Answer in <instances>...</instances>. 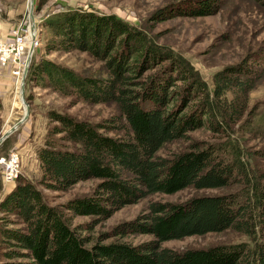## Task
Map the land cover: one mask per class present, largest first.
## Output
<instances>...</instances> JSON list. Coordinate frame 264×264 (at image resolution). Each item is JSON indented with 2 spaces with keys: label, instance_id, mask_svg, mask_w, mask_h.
Here are the masks:
<instances>
[{
  "label": "trees",
  "instance_id": "16d2710c",
  "mask_svg": "<svg viewBox=\"0 0 264 264\" xmlns=\"http://www.w3.org/2000/svg\"><path fill=\"white\" fill-rule=\"evenodd\" d=\"M180 6V16L207 17L222 4L186 0ZM160 11L141 27L82 9L44 20L47 52H83L101 66L86 75L33 59L25 85L89 104H113L116 113L96 123L48 113L52 126L37 152L39 185L65 192L79 182L98 183L89 195L52 206L32 182L18 178L0 200V264H264V166L257 164L264 162V149L244 145L246 136L264 137V112L249 107V95L264 76V60L249 55L225 66L214 73L210 87L146 27L165 19ZM199 130L207 139L189 136ZM182 140L184 149L158 156L165 145ZM189 188L227 191L180 203L154 202L96 239L82 235L125 206ZM73 216L94 219L72 227ZM227 230L248 242L181 251L161 246ZM129 235L153 239L104 243Z\"/></svg>",
  "mask_w": 264,
  "mask_h": 264
},
{
  "label": "rangeland",
  "instance_id": "374dc122",
  "mask_svg": "<svg viewBox=\"0 0 264 264\" xmlns=\"http://www.w3.org/2000/svg\"><path fill=\"white\" fill-rule=\"evenodd\" d=\"M184 1L186 0H47L40 3V0H0V42L12 41V32L18 30L19 35L26 41V48L29 50V43L34 46L31 61L46 59L79 74L91 75L95 74L101 63L86 53L46 51L45 44L50 34L43 27L45 19L69 9H82L114 15L131 25L141 27L153 13L161 10L166 15L165 19L154 20L155 23L152 22L146 27L152 28V33L160 44L170 47L186 58L210 87L214 73L225 66L237 64L249 55H253L254 59L264 60V0H220L222 7L218 13L207 17L180 16L179 7ZM30 17L33 18L35 27L33 40ZM28 50L21 57L22 64H26ZM14 67L13 64L0 67V138L24 117V102L29 106V112L27 120L0 144V158L12 151L17 152L21 163L18 178L32 182L43 193L46 202L52 206L89 195L98 180L79 182L65 192H52L39 185L41 171L37 152L43 146L44 137L52 126L48 113L54 111L77 120L96 123L114 115L115 106L85 103L72 97L61 96L51 89L25 85V82L21 95L22 76L13 75ZM249 107L254 113L264 112V76L249 95ZM189 136L202 140L207 139L208 134L204 130H199L190 133ZM244 140V145L249 150L264 149V137L246 136ZM186 145L183 140L167 144L158 152V156H168L184 149ZM257 164L260 168L264 166V162L259 160ZM0 187L2 190L0 200L14 187V183L11 185L3 183L1 167ZM226 191L189 188L171 195H152L135 205L125 206L92 230L82 231V235L96 239L117 225L135 219L154 202L180 203L192 197L221 194ZM93 219L92 216H73L71 224L72 227H76ZM152 239L150 235H129L119 240L110 238L104 243L119 241L138 245ZM244 242H248L246 237L227 230L222 233L168 241L161 246L181 251Z\"/></svg>",
  "mask_w": 264,
  "mask_h": 264
},
{
  "label": "built area",
  "instance_id": "2783aa9c",
  "mask_svg": "<svg viewBox=\"0 0 264 264\" xmlns=\"http://www.w3.org/2000/svg\"><path fill=\"white\" fill-rule=\"evenodd\" d=\"M12 36V41L0 42V67L13 64L15 66L12 72L13 75L22 76L25 64L21 63V57L28 50V47L26 48V41L19 35L18 30L13 31ZM30 45L32 44L29 43ZM0 167L3 183L5 185L15 183L21 170L19 154L12 151L7 156L1 157Z\"/></svg>",
  "mask_w": 264,
  "mask_h": 264
},
{
  "label": "water",
  "instance_id": "95a60500",
  "mask_svg": "<svg viewBox=\"0 0 264 264\" xmlns=\"http://www.w3.org/2000/svg\"><path fill=\"white\" fill-rule=\"evenodd\" d=\"M31 8L33 7V3L31 1V4H30ZM31 18V33H32V40L34 39V21H33V18ZM33 53H34V48L32 45L29 46V50H28V53H27V56H26V64H25V67L23 69V74H22V79H21V84H20V91H21V95H23V92H24V82H25V79H26V76H27V72H28V68H29V65L31 63V59H32V56H33ZM24 102V101H23ZM25 104V114H24V117L19 121L17 122L9 131H7L1 138H0V144L6 139L8 138V136L16 129L18 128L19 126H21V124H23L27 118H28V112H29V106L24 102Z\"/></svg>",
  "mask_w": 264,
  "mask_h": 264
},
{
  "label": "bare ground",
  "instance_id": "6f19581e",
  "mask_svg": "<svg viewBox=\"0 0 264 264\" xmlns=\"http://www.w3.org/2000/svg\"><path fill=\"white\" fill-rule=\"evenodd\" d=\"M32 37V36H31ZM26 59V58H25Z\"/></svg>",
  "mask_w": 264,
  "mask_h": 264
}]
</instances>
